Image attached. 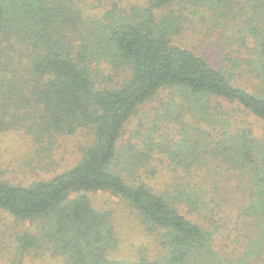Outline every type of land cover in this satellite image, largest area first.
<instances>
[{"label": "trees", "instance_id": "trees-1", "mask_svg": "<svg viewBox=\"0 0 264 264\" xmlns=\"http://www.w3.org/2000/svg\"><path fill=\"white\" fill-rule=\"evenodd\" d=\"M102 62L124 73L120 84L101 81ZM161 92L147 148L122 146ZM223 103L240 125L219 122ZM165 128L179 131L176 147L159 140ZM79 130L90 144L51 178L16 183L0 166V212L35 224L10 242L0 226V264H264V0L113 3L99 19L75 0H0V135L45 151ZM156 162L173 173L167 190L132 179L145 164L156 175ZM212 163L230 173L226 186ZM97 192L132 210L147 246L114 256L115 215L94 207Z\"/></svg>", "mask_w": 264, "mask_h": 264}, {"label": "rangeland", "instance_id": "rangeland-1", "mask_svg": "<svg viewBox=\"0 0 264 264\" xmlns=\"http://www.w3.org/2000/svg\"><path fill=\"white\" fill-rule=\"evenodd\" d=\"M78 7L84 12V15H90L99 19L105 11L110 9L113 3H118L120 7L128 6H142L145 4L146 0H75ZM237 10V8H235ZM93 67L99 72V78L101 81L107 82L110 80L107 76H114L115 84H120L124 78V73L117 74L112 73L109 70L108 64L93 63ZM166 97V92H161L158 97H154L151 101H148L144 105L140 106L136 114L129 120L123 138V145L127 146L131 141H134L136 151H144L147 148V144L144 140H147V130L153 125L152 122L159 114V104ZM223 111L219 122H222L229 127L234 128L235 125H240V118L238 114L233 111V106L223 103ZM217 122L216 124L220 125ZM239 122V123H238ZM254 128L258 133H262V128L260 125L253 123ZM242 126V125H241ZM177 128V127H176ZM176 128H165L161 130L157 135H161L159 140H163V145H169V147L174 148L179 144L180 138L179 131ZM91 142L90 131L79 130L76 134L57 138V141L50 143V149L45 148V151H40L32 144L28 137L18 133H5V135H0V166L2 170L3 177L10 181L16 183L23 182L29 183L40 178H51L56 174L62 172L68 167L72 166L81 157V151L83 148L87 147ZM167 145V146H168ZM39 147V146H37ZM145 147V148H144ZM44 150V149H42ZM167 156V155H166ZM164 156V157H166ZM163 157V156H162ZM40 161L43 163L41 168H45V171L38 170V172H32L34 167H40ZM157 174L147 179V175H150L149 171L151 167L145 164L139 172L132 174V179L136 181H142L146 186L158 191H164L169 189V184L171 182L170 169L166 166L162 167L156 162ZM225 165L218 163H212L209 165L213 170H221L219 173L217 171L212 176L215 178L214 182L217 186H226L227 177L229 172L225 170ZM26 171V172H24ZM182 171V170H181ZM230 180V179H229ZM237 184V181H236ZM233 185V182L231 183ZM90 201L93 203L94 207L100 210L112 211L115 215V225H117L116 230L119 235L121 248L118 253H114V256L122 259L125 257H131L133 255L134 249L132 247H138V245L147 246L148 242L146 240V235L142 226L137 227V223L133 217H135L132 210L128 209L126 205L117 197L106 193L97 192L88 195ZM229 197V196H228ZM230 202H239V199L228 198ZM133 215V216H132ZM136 218V217H135ZM6 223L5 240L10 242L13 233L23 232L26 230H34L35 224L30 222H20L18 220H13L9 216L0 212V226ZM10 245V244H9ZM26 264H39L37 263H26ZM41 264H53L51 261L42 262Z\"/></svg>", "mask_w": 264, "mask_h": 264}]
</instances>
